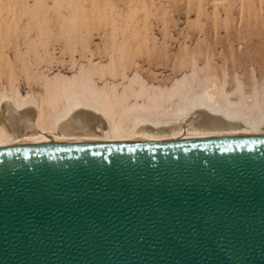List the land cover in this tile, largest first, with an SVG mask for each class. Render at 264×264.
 I'll return each instance as SVG.
<instances>
[{
    "label": "water",
    "instance_id": "1",
    "mask_svg": "<svg viewBox=\"0 0 264 264\" xmlns=\"http://www.w3.org/2000/svg\"><path fill=\"white\" fill-rule=\"evenodd\" d=\"M0 264H264V139L0 152Z\"/></svg>",
    "mask_w": 264,
    "mask_h": 264
},
{
    "label": "rangeland",
    "instance_id": "2",
    "mask_svg": "<svg viewBox=\"0 0 264 264\" xmlns=\"http://www.w3.org/2000/svg\"><path fill=\"white\" fill-rule=\"evenodd\" d=\"M108 58L117 70L105 66ZM94 60L107 72H95L98 83L125 82L123 71H139L147 82L167 85L193 63L201 79L209 72L230 90L238 79L250 94L264 88V0H0V91L16 84L38 96L45 74H72Z\"/></svg>",
    "mask_w": 264,
    "mask_h": 264
},
{
    "label": "bare ground",
    "instance_id": "3",
    "mask_svg": "<svg viewBox=\"0 0 264 264\" xmlns=\"http://www.w3.org/2000/svg\"><path fill=\"white\" fill-rule=\"evenodd\" d=\"M120 53L121 56L123 52ZM109 61L105 66L117 70V66L113 68V58ZM90 62L89 66L78 65V70L72 74L65 71H54L51 76L45 74L41 81L43 90L39 89L42 92L36 91L38 96L31 93L32 90L20 92L18 87L15 88L16 84L13 88L2 89L0 152L264 139V88L254 87L250 94H246L244 85L235 76L236 86L230 90L224 78L219 80L220 83L208 79L209 72H204L205 77L201 79V69L199 72L196 64L191 62L189 72H183L182 76L167 85L147 82L142 73L140 75L135 70L130 76L122 72L121 76L126 77L125 82L105 80L98 83L94 74L99 80L98 74L103 71L100 74V78H103L102 75L107 72L101 69L104 68L102 65L97 64L98 68L95 60L93 66ZM97 71L100 73H95ZM118 73L121 74L120 70ZM28 88L27 91L31 87Z\"/></svg>",
    "mask_w": 264,
    "mask_h": 264
}]
</instances>
